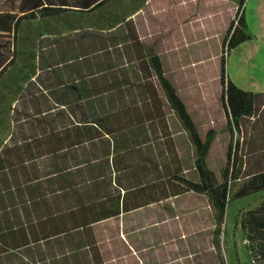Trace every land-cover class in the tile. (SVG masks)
<instances>
[{
  "label": "rangeland",
  "instance_id": "rangeland-1",
  "mask_svg": "<svg viewBox=\"0 0 264 264\" xmlns=\"http://www.w3.org/2000/svg\"><path fill=\"white\" fill-rule=\"evenodd\" d=\"M46 1L53 4L20 11V0H0V12L15 16L12 31L0 32V61L7 58L0 67V152L13 130L16 139L22 137L27 124L15 133V108L20 118L30 113L38 74L50 85L53 63L108 43L109 30L122 33L132 56L127 61L129 87L138 82L132 72L135 55L149 65L154 59L160 68L151 80L164 103L174 151L169 159H158L159 168L188 190L178 199L131 214L128 226L158 222L156 232L148 227L153 230L142 238L161 241L155 247L158 264H264L260 257L253 260L258 252L255 218L264 212V92L254 97L252 115L242 116L238 126L230 124L223 69L229 36L235 28L241 30L244 0H103L90 10L75 6L77 0H67L68 5ZM122 19L126 26L117 27ZM108 24L114 27L106 30ZM170 93L184 117L172 108ZM195 248L201 251L192 256ZM149 250H142L148 263ZM127 263L136 264L131 259ZM0 264L44 263L19 254L0 258Z\"/></svg>",
  "mask_w": 264,
  "mask_h": 264
},
{
  "label": "trees",
  "instance_id": "trees-1",
  "mask_svg": "<svg viewBox=\"0 0 264 264\" xmlns=\"http://www.w3.org/2000/svg\"><path fill=\"white\" fill-rule=\"evenodd\" d=\"M102 2L77 0L74 5L90 10ZM51 4L20 0L19 9ZM59 4L68 2L59 0ZM14 17L11 12H0L2 35L12 31ZM120 25L126 26L125 19L116 23ZM240 26L229 36L228 49L250 37L243 11ZM113 27L108 24L106 30ZM110 31L108 43L93 51L79 49L74 56L53 63L49 69L54 73L52 84L45 85L38 74L29 114L20 118L15 108V133L27 126L20 139L13 130L1 145L0 258L27 254L44 264H128L130 259L136 264H158L155 247L161 241L157 236L150 243L143 241L145 231L154 228L156 232L158 222L141 225L139 221V226L130 227V215L178 199L188 190L159 168L174 151L164 103L151 80L153 71L160 72V68L154 59L149 65L135 55L132 72L138 82L129 87L127 61L132 56L127 37ZM6 60L0 61V67ZM263 92L243 90L227 79L230 124L238 126L242 116L252 115L254 97ZM24 97L21 92L19 98ZM168 97L172 108L182 112L177 97L173 93ZM171 204L166 205L168 212L173 211ZM255 219L258 231L254 241L250 239L258 252L253 260L264 261V212ZM147 248L150 263L142 254ZM200 251L195 248L191 254Z\"/></svg>",
  "mask_w": 264,
  "mask_h": 264
},
{
  "label": "crops",
  "instance_id": "crops-1",
  "mask_svg": "<svg viewBox=\"0 0 264 264\" xmlns=\"http://www.w3.org/2000/svg\"><path fill=\"white\" fill-rule=\"evenodd\" d=\"M243 16L250 37L228 49L225 74L236 86L264 91V0H244Z\"/></svg>",
  "mask_w": 264,
  "mask_h": 264
}]
</instances>
